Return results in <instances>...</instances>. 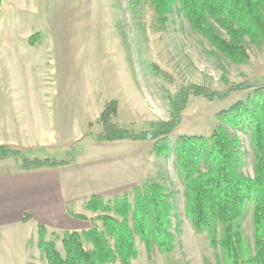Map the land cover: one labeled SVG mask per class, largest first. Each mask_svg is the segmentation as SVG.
Returning <instances> with one entry per match:
<instances>
[{"label": "rangeland", "instance_id": "374dc122", "mask_svg": "<svg viewBox=\"0 0 264 264\" xmlns=\"http://www.w3.org/2000/svg\"><path fill=\"white\" fill-rule=\"evenodd\" d=\"M210 24L218 35L229 39L220 23L210 20ZM43 39L42 48L33 49L32 45ZM65 41H74L71 50L75 65L65 62L66 68L74 69V73L64 79L60 77L54 89L77 93L74 97L79 95V110L70 115L71 120L65 125L55 123L53 115H47L46 140L49 143L43 149L37 146L24 151L23 148L30 147L24 144H28L26 137L30 139V136L22 132L18 135L23 146L18 149L30 160L67 161L82 166L111 152L125 151L123 146H105L98 142L97 137L103 133V128L97 122L90 128V121L97 114L98 106H104L116 93L113 87L115 76L127 74V69H133L144 91V128L140 127L143 129L139 132L130 130L136 134L153 131L158 124L170 121L171 101L183 88L200 86L223 92L229 85L258 82L264 77V46L258 49L246 37L244 44L250 61L241 65L231 63L191 28L179 3L163 21L150 2L144 4L136 0H3L0 6V105L5 111L10 110L11 116L15 117L12 112L20 105L17 100L22 101V108L29 104L30 92L41 88V77L50 66L46 61L48 53L49 58L53 56L58 67L62 68L64 54L70 55L66 48L64 50ZM224 77L229 84L223 81ZM122 81L126 86L127 78ZM247 95L231 93L226 99L213 102L191 97L181 125L169 137L172 149L166 156L153 152L155 141L144 142V181L136 187L155 183L163 186L173 207L169 231L174 236V251L163 254L154 247L148 252L147 246L137 236L139 256L133 264H234L233 253L221 244L223 234L216 238L217 249H213L206 235L196 234L186 216V187L180 166L182 157L179 158L175 152V145L181 136L210 139L215 131L222 128L237 154L234 160L236 172L255 180L253 131L235 130L218 119L220 112L246 100ZM8 116L6 113L5 119ZM125 118L129 123L136 121H130L126 115ZM77 138L81 139L79 143ZM190 144L194 147L187 155L192 158L199 145L196 141ZM22 167L20 158L0 164L3 171ZM202 168L207 171L204 165ZM133 189L105 198L109 200L127 193L132 195ZM87 202L70 205L67 210L70 220L67 222L60 215L57 225H52L49 223L54 221L51 211H29L24 214L27 224L0 229V264H19L28 257H31L29 264H49L40 247V223L47 229L46 242L54 241L64 258L63 233L90 229L100 214L86 210ZM245 212L240 246L248 258L256 255L251 203L246 205ZM72 215L86 219L79 220Z\"/></svg>", "mask_w": 264, "mask_h": 264}, {"label": "trees", "instance_id": "16d2710c", "mask_svg": "<svg viewBox=\"0 0 264 264\" xmlns=\"http://www.w3.org/2000/svg\"><path fill=\"white\" fill-rule=\"evenodd\" d=\"M150 2L156 13L165 21L178 3L191 28L231 63L241 65L250 61L244 44L247 37L258 49L264 46V0H136ZM3 0H0V6ZM210 20L220 23L229 39L218 35ZM33 44V43H32ZM35 44V43H34ZM229 84L227 78H223ZM231 93H248L229 109L218 114V119L235 130H251L254 134L256 179L239 175L234 167L236 153L222 128L210 139L181 136L175 152L181 158V177L186 187V216L197 235H206L211 247L217 249V237L223 234L221 244L233 253L234 264H264V77L262 81L229 85L223 92H214L200 86L183 88L171 101L172 115L168 122L160 123L153 131L136 134L113 123L117 116V103L109 104L97 121L103 133L98 142L155 141L153 152L166 156L172 149L169 137L182 123V115L191 97L207 101L224 100ZM92 128V125H90ZM196 141L199 146L192 158L188 152ZM239 154V153H238ZM20 158L26 171L42 168H59L71 164L67 161L28 159L19 150L0 146V161ZM204 165L207 171L202 168ZM133 195V200L131 196ZM131 194L113 199L92 197L86 210L98 214L90 229L83 232H64L63 258L55 242H46L47 229L39 224L41 249L49 264H133L138 259L136 237L147 246L163 254L174 251V236L170 233V216L173 210L163 186L160 184L135 187ZM248 203L253 206L256 255L245 258L240 246L242 219ZM79 220L86 217L72 215ZM24 222H27L25 217ZM219 228L222 229L219 232Z\"/></svg>", "mask_w": 264, "mask_h": 264}, {"label": "crops", "instance_id": "0c3cea01", "mask_svg": "<svg viewBox=\"0 0 264 264\" xmlns=\"http://www.w3.org/2000/svg\"><path fill=\"white\" fill-rule=\"evenodd\" d=\"M42 41L44 39L32 45L33 49L42 48ZM63 47L64 50L66 48V53H70L71 56L64 54L62 68H60L54 57L49 58L50 54H47L46 61L50 63V66L41 77L39 83L41 88L30 92L31 100L24 107H20L22 101H16L20 105H17L15 111L12 112L15 117L11 116L10 110L5 111L4 107L0 105V146L19 150L18 147H23L22 141L18 138L22 132L30 136V139L26 137V142L29 141L28 144L24 142L26 146L30 147L23 148L24 151H30L37 146L43 149L49 143L46 140L47 115H53L55 123L65 125L70 122V115L79 110V95L74 97L77 93L54 89V85H57L60 77L64 79L74 73V69L70 70L65 66V62L75 65L71 50L74 47V41H65ZM120 76H115L116 78L113 79L116 93L108 98L104 106H98L97 114L90 121V125L96 124L109 104L117 102V116L113 122L128 130L142 131L141 129L144 128V91L140 80L132 68L127 69V74ZM125 77L127 78L126 86L122 81ZM75 98L76 100H74ZM6 113L9 116L5 119ZM125 115L130 121L132 119L136 121L129 123ZM79 139H76L77 143L81 140ZM101 144L123 146L126 150L118 153L111 152L82 166L72 163L66 167L42 168L34 171H26L23 167L0 170V229L27 224L28 222H24V214L29 211H36L34 213L51 211L54 221L49 223L52 225H57V218L60 215L64 216L62 219L67 222L70 220L67 211L70 205L74 203H83L84 205L92 197H105L126 192L143 183L145 160L142 145L144 142L126 140L102 142ZM12 159L13 157L2 160L0 164ZM28 247L29 244L26 245V249ZM30 259L31 257L23 259L19 264H29Z\"/></svg>", "mask_w": 264, "mask_h": 264}]
</instances>
